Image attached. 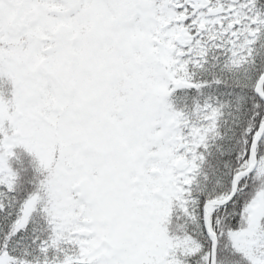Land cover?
<instances>
[{
    "label": "snow or ice",
    "instance_id": "obj_1",
    "mask_svg": "<svg viewBox=\"0 0 264 264\" xmlns=\"http://www.w3.org/2000/svg\"><path fill=\"white\" fill-rule=\"evenodd\" d=\"M0 264H264V0H0Z\"/></svg>",
    "mask_w": 264,
    "mask_h": 264
}]
</instances>
